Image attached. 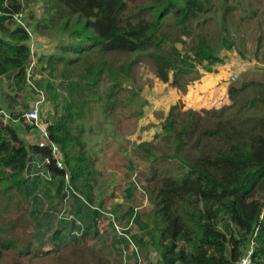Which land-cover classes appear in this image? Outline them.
<instances>
[{
	"label": "trees",
	"instance_id": "trees-1",
	"mask_svg": "<svg viewBox=\"0 0 264 264\" xmlns=\"http://www.w3.org/2000/svg\"><path fill=\"white\" fill-rule=\"evenodd\" d=\"M25 1L31 2L0 0V92L3 76L10 79L11 94L26 85L30 36L12 19L26 7ZM40 2V19L33 29L58 40L38 58L36 85L53 109L49 138L60 147L71 187L85 198L71 193L73 218L58 219L66 234L55 230L50 240L60 245L70 241L68 235L79 245L102 215L89 206L96 201L100 171L86 149L82 122L88 102L94 95L100 99L102 81L126 75L131 61L141 58L161 81L186 93L199 77V66L212 72L223 63L221 50L232 49L236 37L242 43L231 31L234 27L239 34L240 21L236 3L227 0ZM124 55L137 58L118 64ZM116 82L110 81L108 99ZM189 87L190 103L195 102V90ZM227 93L230 101L220 107L183 109L181 101L170 105L157 141L137 145L141 157H150L145 191L151 208L136 214L142 236L133 239L139 248L154 251L158 264H235L254 231V264H264V79H234ZM1 107L0 101V197L27 198L30 212L37 211L42 194L54 185L51 198L63 200L64 169L51 165V180L38 175L29 161L35 154H50L49 149L26 144L4 120ZM77 221L84 227L81 237L72 234L80 228ZM36 241L39 248L25 245L17 230L0 234V264H33L36 258L59 264L108 262L99 249L74 244L43 250V236ZM12 251L22 258H10Z\"/></svg>",
	"mask_w": 264,
	"mask_h": 264
},
{
	"label": "rangeland",
	"instance_id": "rangeland-1",
	"mask_svg": "<svg viewBox=\"0 0 264 264\" xmlns=\"http://www.w3.org/2000/svg\"><path fill=\"white\" fill-rule=\"evenodd\" d=\"M30 1L28 3L25 1V14L33 27V24L40 19L42 5L41 0ZM233 1L237 5L235 17L240 21V30L238 34L235 28L231 27V31L236 36L242 37V43L239 44L238 37H236V45L232 49L221 50L219 55L223 63L214 65L212 72L205 71L199 66V77L186 87V93L188 92L186 96V93L172 87L169 82H163L156 77L147 61L140 58L132 62L131 58H137V56L124 55L118 60V64L126 65L131 61L132 64L127 74H115L111 79L105 78L98 89L100 99L94 95L85 108L82 122L85 126L86 149L91 156H95V166L100 171L94 188L96 201L93 204L88 203L89 206H95L104 213H112L122 227L128 225L130 216L133 214L129 212L130 208L133 211L136 210L137 214L151 208L145 191L148 184L147 178L150 176L147 165L150 157H141L142 151L137 148V145L143 141H157L156 134L162 131L161 121L166 116L170 105L181 101L184 105L183 109L201 110L220 107L229 103L227 86L234 79H264V0H227L228 3ZM35 35L37 39H34L32 43V50L35 56L34 74H37L40 70L38 58L51 52L56 47L58 39L37 32ZM177 46L181 48V43ZM44 50L47 51L43 53ZM221 72L224 75L221 76L219 74ZM218 76L221 77L218 79ZM3 78L4 76L1 80ZM113 80L117 81L113 87L114 94L111 99H108L109 88L112 86H110V81ZM198 81H202L204 85L198 86ZM215 82H217L215 88L213 87L215 94L208 96L212 98L211 100L198 97L195 102L190 103L193 98L190 96L192 92L189 86L197 91V86L204 89ZM9 83L10 79L4 84L2 81L3 92L0 95L4 120L18 130L26 144H32L35 142L34 130L25 120L15 118V114L19 112L23 114L28 109L31 93L24 88L16 94H11L12 89L9 88ZM175 91L180 92V98L177 97ZM184 97L186 103L182 100ZM111 103H113L112 109L109 107ZM43 108L44 117L51 122L53 109L47 95ZM11 112L14 114L12 115ZM15 119L20 120L15 121ZM53 189L55 190V186L51 185L48 193L42 194L44 196L40 198L36 206L38 210L31 212V205L27 198L20 200L12 198L6 201L0 197V234L8 235L17 230L19 240L22 239L25 245L39 248L36 240L39 236H43L44 244L41 247L43 250L50 248L61 250L75 244L76 247L101 250L107 257L106 264H135L133 237L142 236L135 220L134 225L126 230L131 237L130 240L118 237L112 223L106 215L101 213L96 224L80 239L79 245L68 235L65 239L70 241L60 245L54 244V241L50 240L51 233L53 234L55 230L59 232L65 230L63 235L66 234V229L58 221L57 213L63 209L68 210L71 200L65 202L57 197L52 199ZM73 191L85 199L74 188ZM50 204H54L55 206L51 207L55 208L49 207ZM138 251L146 264H158L154 251L141 248H138ZM8 255L14 259L22 258L16 251L9 252ZM33 264L59 263L55 259L44 261L36 258Z\"/></svg>",
	"mask_w": 264,
	"mask_h": 264
},
{
	"label": "built area",
	"instance_id": "built-area-1",
	"mask_svg": "<svg viewBox=\"0 0 264 264\" xmlns=\"http://www.w3.org/2000/svg\"><path fill=\"white\" fill-rule=\"evenodd\" d=\"M13 20L24 28L29 36V44H30V51H31V61L28 63L26 67V89L29 93H31V101L28 109L21 115L20 119L25 120V122L29 123V127H31L35 132V142L32 144H36L40 147H47L50 151V154H44V155H33L32 159L29 161V164L34 168V170L38 169V175H40L42 178L51 180L53 176V170H51L50 166L53 165L56 168L64 169L63 178L66 184L65 187V196L63 200L65 202H69L71 200L70 206L68 210L63 209L57 213L59 219H72V196L71 193H75L73 191V188L70 185V179H69V173L64 165L63 159H62V153L60 151V147L57 143L53 142L49 138L48 134V123L49 121L46 120L44 117V108L43 105L46 102V93L39 89L36 85L37 75L34 74V65H35V57H34V51L32 50V43L35 38V34L32 31V25L31 22L28 21L26 14H25V7H23L20 11L12 14ZM233 75V74H232ZM20 119H15V121H18ZM76 194V193H75ZM77 195V194H76ZM79 196V195H78ZM92 209L98 210L100 213H102L104 216L106 215L109 221L112 223V226L114 230L116 231L118 237L125 238L127 240H130L131 237L126 230L134 225V219L137 214L136 210L133 211L132 216H130L128 225L126 227H122L117 221L115 216L112 213H104L99 208L95 206H91ZM77 224H79L80 228L77 230H74L72 234L75 236L81 237L83 233V226L82 224L77 221ZM255 231L254 233L248 237L247 243L245 245V248L235 264H254L253 260V252L255 247ZM133 247L135 249V264H146V261L141 257L139 251H138V245L133 243Z\"/></svg>",
	"mask_w": 264,
	"mask_h": 264
},
{
	"label": "crops",
	"instance_id": "crops-1",
	"mask_svg": "<svg viewBox=\"0 0 264 264\" xmlns=\"http://www.w3.org/2000/svg\"><path fill=\"white\" fill-rule=\"evenodd\" d=\"M34 39H37V38H34ZM34 51V50H33ZM42 51V50H41ZM47 50H44L43 51V53H45ZM49 51V50H48ZM35 57V56H34ZM37 75V79H38V73L36 74ZM4 79V80H3ZM2 79V81H3V84H4V82L6 83V82H8V79L9 78H7V77H4ZM197 84H198V86H201L202 84L204 85V83H202V81L200 82V81H198L197 82ZM217 84V82H215V83H213V84H211L212 86H210V87H207V88H198V86H197V91H195V94H196V97L198 98V97H204V98H206V99H212L211 97L209 98L208 96L209 95H211V94H215V89H213V87L215 88V85ZM3 92V90H1V92H0V95H1V93ZM175 93H176V95H177V97L178 98H180V92H178V91H175ZM201 93V94H200ZM188 94V92L185 94V96ZM1 98V97H0ZM182 100H183V102L184 103H186L185 102V97L184 98H182ZM192 107V106H191ZM215 107H217V106H215ZM208 108V107H207Z\"/></svg>",
	"mask_w": 264,
	"mask_h": 264
},
{
	"label": "clouds",
	"instance_id": "clouds-1",
	"mask_svg": "<svg viewBox=\"0 0 264 264\" xmlns=\"http://www.w3.org/2000/svg\"><path fill=\"white\" fill-rule=\"evenodd\" d=\"M13 19V18H12ZM18 25V24H17ZM32 31H33V27H32ZM34 32V31H33ZM34 34H35V32H34ZM35 38H36V35H35ZM30 40V39H29ZM28 43H29V41H28ZM29 46H30V44H29ZM31 50V49H30ZM26 88V87H25ZM21 117V116H20ZM131 212H133V209L131 210Z\"/></svg>",
	"mask_w": 264,
	"mask_h": 264
},
{
	"label": "water",
	"instance_id": "water-1",
	"mask_svg": "<svg viewBox=\"0 0 264 264\" xmlns=\"http://www.w3.org/2000/svg\"><path fill=\"white\" fill-rule=\"evenodd\" d=\"M4 36V35H3Z\"/></svg>",
	"mask_w": 264,
	"mask_h": 264
}]
</instances>
